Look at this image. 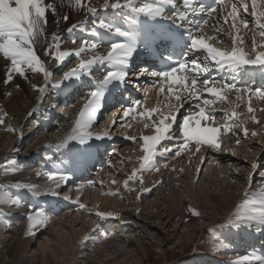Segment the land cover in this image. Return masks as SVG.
Here are the masks:
<instances>
[{
    "label": "bare ground",
    "instance_id": "obj_1",
    "mask_svg": "<svg viewBox=\"0 0 264 264\" xmlns=\"http://www.w3.org/2000/svg\"><path fill=\"white\" fill-rule=\"evenodd\" d=\"M45 2L56 5L59 14L54 15L51 11L48 13L45 31L50 44L52 43L51 35L54 32L62 38L58 42L59 51L75 50L81 46L82 41L88 40L83 34L86 33L84 28L91 20V15L83 9L77 11L74 6H68V0H64L63 5L61 0H45ZM85 2L99 9L103 4V0H85ZM64 14L69 16L68 22L60 20L57 25L59 16ZM72 25H79V27L69 34L67 29ZM255 33L258 35L257 31ZM244 42L247 43V41ZM35 51L45 67L53 73L47 82L43 73L29 69L26 71L27 79L13 73L12 81L5 83L7 65L0 54V119L4 120V123L0 124V161H8L10 158L19 159L20 167L15 170L10 167L9 171L14 170L17 177L26 180V185L41 187L43 191L40 196L47 195L53 202L56 201V196L66 199L61 200V204L67 209L61 211L65 212L63 214L59 212L61 216H58L46 211L47 204L43 203L44 210L41 211L44 212L45 223L35 225L29 230V221L19 222L22 218L19 211H26L30 205L23 201V190L7 188L6 192L4 191L7 197L5 196L2 206L10 213L0 218V256H4L0 264H144V260L149 259L150 253L144 239L135 235L139 233V228L142 230L150 228L151 239L161 244L157 247L160 249L167 239L175 238L174 232L181 234L179 230L184 225L187 229L182 234H185L186 241L184 244L181 243V236H183L181 234L179 243H175L176 247L183 245L182 250H184L185 246L199 235L203 226L211 225L214 221L218 222L219 217L224 218L225 224H221L220 228L226 236L222 235L218 239L211 237L212 243L207 244L211 250L201 256L200 250L196 249L192 257L188 259L189 264H237L245 256L252 261L259 256L254 253V256L241 254L243 251L240 250V245L241 242H250L255 236L264 234V229L255 224L252 227L237 228L227 226V222L238 210L241 213L249 211L250 206L242 207L245 193L258 191L264 187L261 175L255 177L251 174L252 165L259 164V157L264 156V100L252 106L255 110L252 113H249L248 104L245 102L241 111L245 113L248 123L245 122V127L239 128V131L236 130L233 136L229 131H226L225 138L220 134L219 149H209L207 145H202L198 152L195 148L189 147L179 156L172 154L169 158H157L156 161L164 162L163 165L155 163L159 171L155 169L149 171L147 168L139 170L135 179H130L131 173L140 168L144 155L142 140L139 137L154 134H150L152 128L144 127L147 121L139 113L132 120H127L122 114L117 116V121H127L123 126L101 123V119L103 120L107 112L106 107L102 106L103 113L101 111L98 113L99 118L89 129L93 138L95 137L93 134L104 135L101 133L103 128L110 133L109 128L119 127L123 133V135L119 134L121 137H137V139L131 145L121 146L119 158L106 160L108 164L119 159L117 165H113L110 171L98 175L93 180L97 184L85 185L84 180L80 181V179L67 181L66 184L55 189L57 195H51L43 186L51 184L48 180L49 173L67 171L65 160L56 153V150L58 147H63L68 151V155L75 154L76 147H72L70 143L73 140L70 141L69 138L73 136V128L83 105L76 104L67 109L65 114L61 111L59 118L62 121L59 125L52 123L49 127H41L40 122L36 123V120L42 116L40 112L44 114L41 120L46 121L49 119L50 110H57L60 107V96L57 97L56 91L51 94V83L55 84L58 76L62 80L63 76L57 67L61 61L54 60L57 51L55 44L50 55L45 54L39 45L35 47ZM88 55L89 53L81 57L69 56L62 62L76 66L80 59H87ZM46 84L48 86L43 93L36 87H44ZM157 106L158 104L152 105L153 108ZM245 128L249 133L247 137L242 134ZM41 129L44 130L41 131ZM253 132L257 135H251ZM237 133L240 134L238 137ZM237 138H239V144L236 142ZM134 143L138 153H134ZM16 149H20L21 152L15 153ZM228 152L234 155V158L225 154ZM40 153L42 155H39ZM45 155L47 156L43 159ZM125 155L130 159L128 164L124 160ZM33 160L35 164H31ZM37 161L40 162L38 166ZM42 162L46 163L45 167L42 166ZM240 171H243L245 176L237 173ZM2 176L3 174L0 173V178ZM11 176L9 175L8 179ZM253 176L259 183L254 186V189H250L246 177L253 178ZM125 181H127V187H125ZM143 188H147L148 191L144 192ZM155 193V198L149 196ZM10 198H19L20 203L14 205L10 202ZM183 199L205 208L208 221L204 216L203 219L199 218L194 227L183 224L187 209ZM80 204H84L85 207L81 208ZM14 210L18 212H13ZM97 213L111 215L102 217ZM9 222H14L15 226L9 227ZM125 223L131 225L127 230L123 229ZM105 224L113 226V229L107 232L103 228ZM47 228L49 231L45 234L44 230ZM220 239L224 241L216 244V241ZM35 241L39 243L37 249ZM152 244L155 245L153 242ZM232 249L234 252L237 250L238 256L233 255ZM226 252L230 253L228 254L231 258L224 259ZM258 252L262 254L261 250ZM203 253L206 252L203 251Z\"/></svg>",
    "mask_w": 264,
    "mask_h": 264
},
{
    "label": "snow or ice",
    "instance_id": "obj_2",
    "mask_svg": "<svg viewBox=\"0 0 264 264\" xmlns=\"http://www.w3.org/2000/svg\"><path fill=\"white\" fill-rule=\"evenodd\" d=\"M163 2L172 4L173 0H163ZM242 5L245 16H241L237 3H232L231 11L227 12L223 17V23L230 31L228 32V40L231 47L222 49L214 46L209 42L210 37L203 34V27L209 24V18H213V13L220 8L222 11L228 7L225 0H181L184 11H174V15L183 23L179 27L184 28L187 33L186 37L183 32L178 33L171 28L164 26H146L139 17L141 15L150 20H157L164 16L165 9L161 3H143L138 5L137 0H103L102 9L86 3L85 0H68V6H74L77 11L83 9L88 15L95 16L99 10L107 11L120 10L127 8L135 15L130 17L123 15V20L127 22L128 27L125 29L120 26L119 18L117 20H105L96 17L93 21L91 29V37L100 36L101 40L108 44L106 54L96 55L98 44L95 39L82 41L81 46L75 50L59 51V41L62 39L58 33H52L50 44L46 35V25L48 13L51 11L54 15H59L56 5L46 3L45 0H0V54L6 61L5 83L12 81L13 73L24 76L27 79L26 71L29 69L43 73L45 81L53 75L46 67L40 56L37 55L35 47L39 45L45 54L50 55L53 44L57 49L54 60L63 61L66 57H81L91 52L93 55L90 59H80L77 67L69 73H64V80H80L82 76L91 77L94 66L107 65V69L103 74V79L95 81L93 89L92 82L86 81L84 87L89 89L85 98L86 103L81 108L75 127L73 128V136L69 139L76 141L72 145H90L93 139L89 129L96 122L98 113L102 110L103 102L106 94H110V86L114 82H125L133 73L130 72V61L134 55L143 48L159 58V67H145L138 73L139 75H151L156 81H162L166 86L160 88V92L168 93L175 96L178 107L175 112L179 111L185 103H189V107L185 109V114L181 117V122H177V115L174 113V106L171 103L165 105L168 114L165 115L160 107L148 108L144 107L139 115L147 121L144 127L154 129V134L139 137L142 140V163L138 170H133L130 179H135L137 171L148 169L149 171L159 168L155 164L157 156L165 157L169 152H173L174 156H179L182 151L189 149V145L194 143L195 151L198 152L202 145L210 148L219 149V137L223 131H230L235 121L238 119L237 112L233 109L224 111L223 116L226 123L222 126H213L215 121L216 108L212 107L221 102V107L227 103L231 105L229 93L235 91V100L239 101L244 92L249 94V101L254 94L261 100H264V85L253 87L249 86L238 88L235 82L237 78L251 82L253 80L264 81V42H258L257 34L254 32L252 36L250 51H245L244 38L241 35V27L248 28V20L245 18L249 14V3L247 0H237ZM64 0H61L63 5ZM259 5V6H258ZM252 11L250 13L254 25L258 29V36L264 41V0H251ZM218 22L217 18H213ZM60 20L68 22L67 14L60 15L56 21L57 25ZM187 25V27H185ZM79 25H72L67 29L71 34ZM100 30H103L101 32ZM217 38L223 40L224 28L214 29ZM122 38V39H121ZM75 43V40H73ZM167 53V55H165ZM179 57V59H176ZM202 57V61H201ZM215 67L219 70H225L232 74L233 82L220 83L214 78H205L201 80V76L208 73L210 68ZM99 70V69H97ZM199 82V83H198ZM44 87L36 86L40 92L46 90ZM60 89L62 83L51 85ZM19 87V85H17ZM186 93V95H185ZM207 93L215 99H204L201 103H190L191 101H200L201 94ZM168 99V97H165ZM239 105L237 104V107ZM141 107V101L137 100L133 105L129 106L123 112V117H129L136 108ZM195 107L198 111L193 112ZM249 113L255 110L248 104ZM6 115V114H5ZM156 119H153V116ZM255 119V117H253ZM203 122V123H202ZM4 120L0 119V124ZM126 120L113 121L114 126H123ZM14 130V129H13ZM245 137L249 135L247 128L242 133ZM107 135V133L105 134ZM240 134L237 133V137ZM255 136L257 133L253 132ZM105 136L97 134L95 139H104ZM135 141L137 137H129ZM239 144V138H237ZM171 145V147H170ZM67 146V145H63ZM82 154L77 152L72 157V162L79 160ZM90 157V153H88ZM51 159V157H49ZM167 167V164H165ZM254 169H258L257 175H261L264 180V171H259L261 166L253 164ZM15 170V169H14ZM70 179L69 171H56L48 174V180L51 184L43 186L51 195H57L55 189L66 184ZM251 189L252 177H246ZM32 190L33 194L40 195L43 191L41 187L36 185H25ZM127 187V181H125ZM147 192V188H143ZM12 204L20 203L19 198L11 199ZM84 208V204L79 205ZM250 206L249 211L241 213L239 210L229 218L227 226L233 227H257L264 229V187L258 191H249L245 193L244 205ZM34 207V206H29ZM199 215V213H195ZM3 214L0 213V216ZM99 216L111 215L110 213H97ZM30 222V228L45 223V215L43 211L35 213L29 212L26 216ZM105 235H107L105 233ZM91 238V237H89ZM237 264H264V255L258 256L252 261L245 256L242 261Z\"/></svg>",
    "mask_w": 264,
    "mask_h": 264
},
{
    "label": "rangeland",
    "instance_id": "obj_3",
    "mask_svg": "<svg viewBox=\"0 0 264 264\" xmlns=\"http://www.w3.org/2000/svg\"><path fill=\"white\" fill-rule=\"evenodd\" d=\"M134 150H135L134 153H138V148L136 146V143H134ZM20 152H21V150H19V149H16L15 150V153H20ZM225 154L228 157L234 158V155H232L230 152L225 153ZM120 155L121 154L119 153V156ZM117 158H119V157L117 156ZM124 158H125L124 159L125 162L128 164L130 162V159L126 155L124 156ZM259 158H260L259 159V165L261 166V168L264 169V165H263V163L261 161V160H263V157L260 156ZM8 164L9 163L8 162H5V161L4 162H1L0 163V168L1 169L2 168H5L4 166H7ZM260 169H259V171H260ZM6 171L7 170H2V173H9V172H6ZM257 171H258V169L252 168L251 169V174L256 177V176H258L256 174ZM237 173L238 174L242 173L243 176H245L243 171H240V172H237ZM254 176L252 178L253 184L251 186V189L254 188V186L256 185L255 184L256 179H255ZM12 180H14V183L13 184H15L16 187L21 188V189H27L28 190V188L23 187V185H21L22 182H23V180L21 178L15 176V177L12 178ZM257 183H259V181ZM8 184H10L9 180L6 182V185H8ZM95 184H97V183H95ZM3 187H4V184H2L0 186V199L2 197L1 191H2ZM3 195H4V193H3ZM149 196H151V198H155L156 193L154 195H149ZM1 200H3V199H1ZM1 200H0V202H1L0 203V213H2L3 215L7 216L6 214L7 213H10V212L8 211L7 208H4L3 209L1 207L2 204H3V201H1ZM183 200L185 201V203L187 205V206H185L187 208L186 209V213H185L186 220L183 222V224L190 225V227H194L196 225V223H198L199 218H202L203 219L204 216H206V219L205 220L208 221L207 212H206L205 208H202V207L193 205L191 203H188V200H185V199H183ZM88 208H91V206H89ZM141 208L143 209V207H141ZM13 212H18V211L14 210ZM29 212L35 213L37 211H35V209H32V208H28L25 212L19 211V214L22 215L21 216L22 218L19 221L20 223H23L24 221L25 222L28 221L27 218H26V216H27V214ZM61 213L63 214L65 212H61ZM195 213H199V215H196ZM58 216H61V215L58 213ZM223 219H224L223 217H219L218 222H215L214 221V223H212L211 225L203 226L204 228L203 227L201 228L200 232L198 233L199 235L198 236H195L194 237V241L191 242L190 244H188L187 246H185L186 249H184V250H182L183 249V247H182L183 245L182 246L179 245L178 247H176V244L179 243V241H178L179 237L181 236L182 233H185L186 232V229L187 228L184 227V225H182L181 226V229L179 230V231H181V234H178V232L177 233L174 232L175 238L174 239H167V241L160 247V249L157 248V247H159L161 244L159 242H157V240L151 239L152 238V235H151L152 232L149 231L150 228L143 229V230L141 228H139L138 229L139 233H137L135 235H139L141 237V239H144V243L147 244L146 247H147V249H148V251L150 253L149 254V259L144 260V264H188V261H189L188 259L192 257V255L194 254V252H195L196 249L200 250L199 254L201 256L204 255V254L206 255L207 254V251L208 250H211V249H209V247H207V244L208 243H212L211 237H214V238H217L218 239V237H221L222 235L223 236H226V235H224L225 232L223 234V232H221V228H220V225L221 224H225V221ZM9 223H10L9 227L15 226V223L14 222H9ZM174 225L175 224L173 223L172 226L174 227ZM151 226H153V225H151ZM173 227H171V228H173ZM3 228H7V227H3ZM128 228H130V227H128ZM132 230H135V229H132ZM48 231H49V229L47 228V229L44 230V233L45 232H48ZM228 232H230V230H228ZM182 235H183V236H181V239L182 240H180V241H181L182 244H184V242L186 241V236H185V234H182ZM167 236L168 235H166V237ZM151 241L153 243H155V245L152 244ZM220 241L223 242L224 240L223 239L222 240L220 239L219 241H216V244H219ZM35 242H36L35 243L36 244L35 245V248L37 249L39 247V243H38V241H35ZM230 246H233V245H230ZM4 251H6V249H4ZM203 251L206 252V253H203ZM231 251H232L233 255L238 253L237 250H236V252H234L233 249ZM231 251H230V253H231ZM228 253L229 252L224 253V254H226L224 259L231 258V257H229V254L230 253L229 254ZM241 254L245 255V253H243V252H241ZM246 255H248V254H246ZM3 258H4V256H2V257L0 256V261L3 260Z\"/></svg>",
    "mask_w": 264,
    "mask_h": 264
}]
</instances>
